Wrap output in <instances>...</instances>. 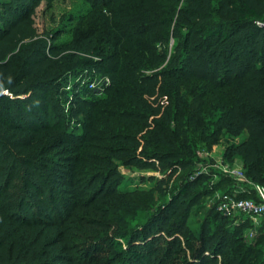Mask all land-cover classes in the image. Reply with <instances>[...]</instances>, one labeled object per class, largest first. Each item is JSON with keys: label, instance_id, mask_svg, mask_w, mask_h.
<instances>
[{"label": "trees", "instance_id": "trees-1", "mask_svg": "<svg viewBox=\"0 0 264 264\" xmlns=\"http://www.w3.org/2000/svg\"><path fill=\"white\" fill-rule=\"evenodd\" d=\"M43 1L0 0V264H264V217L207 208L195 170L223 142L264 187V0H85L105 36L63 41ZM119 165L189 176L153 208Z\"/></svg>", "mask_w": 264, "mask_h": 264}, {"label": "rangeland", "instance_id": "rangeland-1", "mask_svg": "<svg viewBox=\"0 0 264 264\" xmlns=\"http://www.w3.org/2000/svg\"><path fill=\"white\" fill-rule=\"evenodd\" d=\"M88 8L89 4H87L85 0H56L51 5H47V3L43 1L35 11V23L39 32L47 30L54 33H60V31L63 30L62 33L64 35L60 38V40L63 41L68 38V33L73 28L86 29L89 27H94L96 29V26H99V24L96 23V20L86 15ZM98 28L100 30V34H102V37H104V30L100 26ZM194 135L196 138H198L199 133ZM242 137L243 136L231 137L229 134H227L225 140H229L230 143L233 144L239 142ZM196 157H198L201 161L197 163L195 170H200L201 172H205L206 175H208L207 179L199 182L196 190L201 191L202 193L205 192V190H211L210 194L202 196V202L207 208H213V203H215L217 200V194L230 191L232 185H234L233 181L223 173L221 166L224 164H235V160L230 163L228 162L230 159L227 160L225 158V144L223 142L214 144L209 153H204L198 150ZM119 171L123 175L120 189L139 190L144 193L146 192L154 198V203L152 205L153 208L162 203L168 202L171 196L178 191L180 187L179 183L186 176H189L187 171L179 170L174 174L172 180L169 181V185H167L165 179L167 175H163L149 169L141 170L131 166L119 165ZM161 180L164 181L163 187L167 191L165 195H160L154 189L157 181ZM219 183L222 184V188H220L219 191L213 192V188H215V185ZM150 213L151 211L140 210L135 216H129L126 220L128 224H131V226H136L145 218H147ZM193 213L190 214L189 222L195 220ZM245 219V216L235 214V217L233 218L234 226L240 224V222ZM261 220H263V218H260L255 222L253 220L252 221L255 225H257L262 222ZM247 224L250 225V222ZM214 225L215 223H212V227H214ZM245 230L246 229L244 227L241 233H244ZM250 232H252V229Z\"/></svg>", "mask_w": 264, "mask_h": 264}, {"label": "built area", "instance_id": "built-area-1", "mask_svg": "<svg viewBox=\"0 0 264 264\" xmlns=\"http://www.w3.org/2000/svg\"><path fill=\"white\" fill-rule=\"evenodd\" d=\"M88 87L103 94L110 85L107 77L97 75L92 80H88ZM223 173L229 177L234 185L230 191L217 194V200L213 203V208L222 215L234 218L235 214L258 221L264 217V187L254 183L245 175L243 167L236 164L222 165ZM254 232H250L253 236Z\"/></svg>", "mask_w": 264, "mask_h": 264}, {"label": "crops", "instance_id": "crops-1", "mask_svg": "<svg viewBox=\"0 0 264 264\" xmlns=\"http://www.w3.org/2000/svg\"><path fill=\"white\" fill-rule=\"evenodd\" d=\"M234 162H235V164L238 165L239 167H244V165H243V163H242V161H241L240 159L237 158ZM250 231H251V230H250Z\"/></svg>", "mask_w": 264, "mask_h": 264}]
</instances>
